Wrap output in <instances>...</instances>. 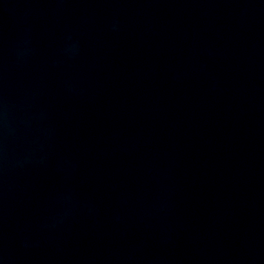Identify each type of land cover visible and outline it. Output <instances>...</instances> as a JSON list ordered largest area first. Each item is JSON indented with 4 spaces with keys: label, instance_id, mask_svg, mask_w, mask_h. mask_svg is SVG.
<instances>
[{
    "label": "water",
    "instance_id": "obj_1",
    "mask_svg": "<svg viewBox=\"0 0 264 264\" xmlns=\"http://www.w3.org/2000/svg\"><path fill=\"white\" fill-rule=\"evenodd\" d=\"M0 264H264V0H0Z\"/></svg>",
    "mask_w": 264,
    "mask_h": 264
}]
</instances>
